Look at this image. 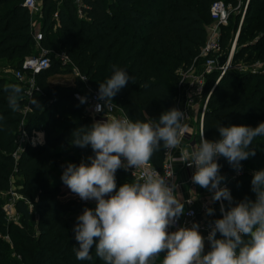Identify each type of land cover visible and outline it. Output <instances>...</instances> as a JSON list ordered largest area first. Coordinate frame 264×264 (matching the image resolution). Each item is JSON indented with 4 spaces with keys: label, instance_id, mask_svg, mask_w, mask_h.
<instances>
[{
    "label": "trees",
    "instance_id": "16d2710c",
    "mask_svg": "<svg viewBox=\"0 0 264 264\" xmlns=\"http://www.w3.org/2000/svg\"><path fill=\"white\" fill-rule=\"evenodd\" d=\"M214 1L82 0L84 16H79L74 0H61L59 5L55 0H42L43 35L37 42L33 15L23 0H0V64L15 70L21 68L24 58L35 53L38 45L50 50L52 58L48 68L35 74L40 91L31 97L39 104L44 102L45 108L27 114L24 121L28 130L34 125L43 127L44 142L29 144L17 158L13 154L14 139L19 123L22 124V113L9 107L5 85L22 87L19 106H37L25 96L24 82L0 76V264H103L95 249L91 252L92 259L85 261L77 260L74 252L78 247L73 231L76 218L84 208L94 209L96 204L65 197L67 188L61 178L53 177L57 165H67L66 158L78 165V154L94 155L90 146L70 145L74 130L94 123L74 93L86 85L98 90L99 83L110 78L116 66L132 79L113 101L132 121L150 118L158 121L163 112L177 108L180 70L191 65L206 43V25L212 20L210 6ZM223 1L233 7L241 4L240 0ZM252 25L257 28L251 29ZM258 28L262 32L256 35L254 31ZM222 29L220 48L227 52L233 31L224 25ZM239 41L235 63L264 57V0L249 1ZM60 52H66L70 62L63 64L55 56ZM62 72L73 73L74 81L62 86L52 84L49 78ZM215 78L216 74H212L209 85L206 84V93L210 92L204 114L206 139L219 138L216 127L220 124L256 127L264 122V73L230 70L214 87ZM252 147L256 155L241 164L254 170L237 171L224 157L217 158L220 174L227 177L221 187H227L233 197L231 206L245 199L253 202L256 199L251 181L255 171L264 169V137H257ZM164 157L162 147L150 161L161 168ZM10 170L23 177V198L17 199L15 206L28 225L37 215L36 237L31 231L24 232L27 226L18 227L7 220L4 192L12 188ZM115 175L117 189L123 183L136 181L129 169H118ZM216 203L214 218H222L220 205ZM223 205L226 210L230 207L227 200H223ZM6 234L10 236L7 242ZM217 238H221L219 233ZM14 252L21 254L22 259L14 258ZM162 259L163 254L154 264H162Z\"/></svg>",
    "mask_w": 264,
    "mask_h": 264
},
{
    "label": "clouds",
    "instance_id": "9594fccd",
    "mask_svg": "<svg viewBox=\"0 0 264 264\" xmlns=\"http://www.w3.org/2000/svg\"><path fill=\"white\" fill-rule=\"evenodd\" d=\"M130 79L126 71L113 66L111 77L99 83L97 99L104 103L97 104L95 111H103ZM4 90L9 107L18 111L22 87L10 84ZM78 99L86 103V97ZM30 103L40 105L36 99ZM184 119L185 113L173 107L158 121L112 116L74 130L70 145L90 146L94 155L79 165L68 163L61 180L82 201L96 202L94 209L86 207L76 218L77 260H91L95 249L103 264H154L161 254L162 264H264V169L253 173L255 201L245 199L231 206L233 197L227 187H221L226 178L217 162L222 156L234 170L242 169L241 162L256 155L252 145L257 137H264V122L256 127L220 124L216 127L218 139H206L202 130L198 145L191 151L181 149L178 162L195 167L192 182L212 192L213 202L223 199L230 205L226 210L221 204L222 218L210 225V247L205 252V237L198 223L170 231L185 214V203L178 198L176 183L147 167L162 147L171 151L181 145L187 132ZM37 135L42 144L44 134ZM121 168L143 171L140 179L117 189L115 174ZM213 212L210 207L206 209L209 216Z\"/></svg>",
    "mask_w": 264,
    "mask_h": 264
},
{
    "label": "built area",
    "instance_id": "2783aa9c",
    "mask_svg": "<svg viewBox=\"0 0 264 264\" xmlns=\"http://www.w3.org/2000/svg\"><path fill=\"white\" fill-rule=\"evenodd\" d=\"M74 1L78 4L77 11L79 16H83L84 13L82 11V0ZM23 4L31 11V13H36L41 9L40 0H23ZM240 6L241 4H239L237 7ZM237 7H233L230 3H226L223 0H216L210 6L212 22L211 25L207 27L206 43L202 47L200 54L194 58L191 65L185 70H180L177 108L185 113V119L183 123L187 125V132L182 137L181 145L178 148L172 149L171 151L165 150V157L161 168L155 167L151 161H149L147 165L150 170L158 172L162 177L170 178V183H176L178 185L177 191H179V188L182 187V183L178 179V166L185 170H189L191 176L195 172L194 166L189 167L186 163H180L178 162L177 158L181 154V149H187L191 151L192 147L194 145H198L200 142V134L201 131L204 130V114L208 104V97L210 95V93H208L206 96H204V91L207 84L206 79L212 74H216L213 84L215 85L230 70H235L237 72L264 73V57L250 62L240 61L235 63L233 61L236 52L235 44L231 46L227 52L220 48V39L222 34L221 28L229 20L231 9ZM244 15L241 20H243ZM42 35V32H36V40H40ZM40 49L41 51L39 54H32L24 58L22 67L17 68L14 71L15 76L20 81L31 82L36 73L48 68L51 65V51L43 47H40ZM224 53H228V57L223 63H220L218 57ZM59 58L63 64L70 62V58L66 52H60ZM32 87H34V85H32ZM84 88V90L75 92L74 95L77 99L78 97H86V103H84V105L93 122L110 119L112 116H116L118 118L127 116L114 101L107 105L103 111L96 112L95 106L97 104H103L104 102L97 99L98 90H93L88 85H86ZM181 97L184 99L182 105L180 103ZM196 106H198L200 109L197 118L193 116V110ZM19 153L15 151L13 154L14 156H18ZM129 170L135 180L140 179L143 171L142 169L130 168ZM188 201L192 202L188 203ZM186 203L187 207L185 208V214L180 217L177 225L174 228H171L170 231L175 230L180 226L192 225L193 220L200 213L199 208L196 207L193 196L187 197ZM218 203L221 207V204H223V199L218 201ZM211 206L212 204L210 199L206 198L202 203L201 212L206 211V209ZM212 222L214 221L206 222L201 226V228L210 231V225Z\"/></svg>",
    "mask_w": 264,
    "mask_h": 264
},
{
    "label": "rangeland",
    "instance_id": "374dc122",
    "mask_svg": "<svg viewBox=\"0 0 264 264\" xmlns=\"http://www.w3.org/2000/svg\"><path fill=\"white\" fill-rule=\"evenodd\" d=\"M241 1V6L237 7V8H232L230 15H229V20L227 21V23L224 25L227 28L231 29L233 31V38H232V43L231 46H233L235 44V51L237 50L238 46L241 44V41H239V35H240V30H241V25H242V20L241 18L243 17L244 14H246L247 12V8H248V4L249 1L247 0H240ZM211 23V21L209 22ZM254 26L256 25H252L251 29L254 28ZM257 28V26H256ZM224 32V30L221 28V33ZM262 30L261 28H258L254 31V33L256 35L261 34ZM256 39V37H254V40ZM41 51L40 48H36L35 49V53L32 54H39ZM31 54V55H32ZM58 57V55H55ZM15 69L10 68L8 65H5L4 63L0 64V76H4L7 80H12V82H14V79L16 78L18 81H20L14 74ZM14 78V79H13ZM75 78V75L73 73H67V72H62V73H56L55 75H53L52 77L49 78L50 82L52 84H57V85H67L70 82H73ZM26 84V95L28 100H31V97H33V94L35 93V91L39 92L40 89L37 86V81L35 79V77L33 78V80H31V82H25ZM32 85H34V87H32ZM89 87L93 90H97L95 87L90 86ZM45 103L42 102L40 103V105H38L36 108L25 104V105H21L19 107V110L22 113V118H21V123H19L18 126V130L16 131V136H15V149H13V153L15 151H17V153H19L20 151H22L23 149H25L29 144H34L33 141H36L35 144L40 143V137L37 135L38 133H43V139L45 137V132L43 130L42 126H36L34 125V127H32L31 130H28L26 128V125L24 124L25 119H27V114H31L33 112L36 111H41L43 110ZM17 155H15L16 157ZM78 159L81 162L82 160H84L85 162H87V156L82 155V154H78ZM65 162L68 163H74V160L66 158ZM80 162L78 163V165L80 164ZM75 164V163H74ZM67 165H57L56 171L53 174L54 178H61V175L63 173L64 168ZM243 169H250V170H254V167H242ZM225 177V176H224ZM227 178V177H225ZM225 181V180H224ZM10 182H11V186L12 188L6 192H4V198H5V203H4V207L6 208V217L7 220L9 222L14 223L15 225H17L18 227H24L27 226V229H24V232H33V237H36L35 233L39 231V227H38V217L35 214L34 215V221L31 220L29 221L30 224H26L23 220H22V215L20 212H18L16 206H15V202L17 201V199L19 198H23L22 194H21V190L24 188V184H23V177L18 174L15 170H10ZM223 182V181H222ZM64 187L67 188V193L65 197L68 198H79L77 195H75L74 193H72L70 191V189H68V187L64 184ZM186 192V190H184ZM187 191L189 193H191V191H193L192 193H196L199 195H203V197H205V199L207 198V196H209L208 198L210 199V195L211 192L208 191L207 189H203L201 188L199 185L194 184V186L192 187H188ZM187 192V193H188ZM210 192V193H209ZM180 194H183V192L181 191ZM94 204H96L95 201H91ZM31 211V209H30ZM219 219V218H216ZM33 221V222H32ZM16 232V231H15ZM35 232V233H34ZM38 234V233H37ZM9 235L6 234L4 237V241H8L9 240ZM6 241V242H7ZM12 246V244H11ZM16 252L13 253V257L21 260L22 259V255L21 254H17Z\"/></svg>",
    "mask_w": 264,
    "mask_h": 264
},
{
    "label": "crops",
    "instance_id": "0c3cea01",
    "mask_svg": "<svg viewBox=\"0 0 264 264\" xmlns=\"http://www.w3.org/2000/svg\"><path fill=\"white\" fill-rule=\"evenodd\" d=\"M60 2H61V0H55L56 5H59ZM240 3H241V1H240ZM40 7H41L40 11H38L36 13H32L33 18H34L33 26H34V29H35V34H36V32H39V31L42 32V25H43V22H42V19H43L42 0H40ZM54 16L56 17V19L58 21L57 11L54 13ZM211 22H212V20H211ZM210 25H211V23L208 22L206 26L209 27ZM40 47L41 46L38 45V48H40ZM57 55L59 57V53ZM206 83H207V86H208L209 85V78L206 79ZM212 87H211V89H212ZM84 89H85L84 87L81 88V90H84ZM208 93H210V92H208ZM208 93H206V89H205L204 96H206ZM183 102H184V99H183V97H181L180 98L181 105L183 104ZM199 111H200V109L198 108V106H196L194 108V110H193V116L195 118L198 117V112ZM190 176H191V173H190L189 170H185L183 168H180V166H178V179L182 183V187L179 188V191H178L177 195H178V198H182V202L185 203V208L187 207L186 198L189 197V196H193L194 197L195 203H196V207L199 208V210H200L199 212L200 213L193 220V222H196V223H198L200 225L199 231L205 237V252H206L207 248L209 247V242L207 241V236H208L210 231L202 229L201 226L204 225L206 222H210V221H215L216 220V218H214V216H215L216 210H217V206H216L217 205V203H216L217 201L213 202L211 200V197L213 195V193L211 192L210 201H211L212 206L210 208H212L214 210V212H213V214L211 216L207 215L206 211L201 212V206H202L203 201L205 200V197H203V195L192 193L193 191H191V193H189L187 191L188 187H192L195 184V183L192 182V179H191L193 175L191 176V178H190ZM184 190H186V192ZM181 191L183 192V194H180ZM208 197L209 196H207V199H209ZM188 227H191V225H189Z\"/></svg>",
    "mask_w": 264,
    "mask_h": 264
},
{
    "label": "water",
    "instance_id": "95a60500",
    "mask_svg": "<svg viewBox=\"0 0 264 264\" xmlns=\"http://www.w3.org/2000/svg\"><path fill=\"white\" fill-rule=\"evenodd\" d=\"M228 57V53H224V54H222V55H220L219 57H218V60H219V62L220 63H223L225 60H226V58ZM217 84V83H216ZM216 84L214 85V87L216 86ZM213 87V88H214Z\"/></svg>",
    "mask_w": 264,
    "mask_h": 264
}]
</instances>
